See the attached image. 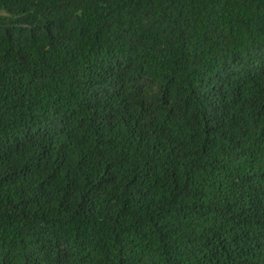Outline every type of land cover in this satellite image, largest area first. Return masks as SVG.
Wrapping results in <instances>:
<instances>
[{"label": "trees", "instance_id": "1", "mask_svg": "<svg viewBox=\"0 0 264 264\" xmlns=\"http://www.w3.org/2000/svg\"><path fill=\"white\" fill-rule=\"evenodd\" d=\"M0 264H264V0H0Z\"/></svg>", "mask_w": 264, "mask_h": 264}]
</instances>
